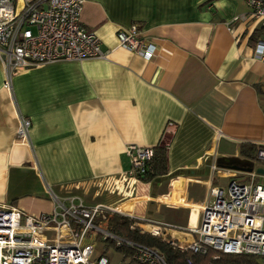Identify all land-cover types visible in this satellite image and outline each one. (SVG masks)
Segmentation results:
<instances>
[{
  "label": "crops",
  "instance_id": "crops-1",
  "mask_svg": "<svg viewBox=\"0 0 264 264\" xmlns=\"http://www.w3.org/2000/svg\"><path fill=\"white\" fill-rule=\"evenodd\" d=\"M248 12L245 0H83L80 22L104 58L30 66L11 91L0 63V205L49 211V186L196 226L210 187L247 179L233 167H249L239 145L264 147V60L252 36L260 25ZM132 24L155 44L150 59L118 45L117 30ZM19 114L31 122L27 142L15 137ZM162 140L167 172L130 177L125 146Z\"/></svg>",
  "mask_w": 264,
  "mask_h": 264
},
{
  "label": "built area",
  "instance_id": "built-area-1",
  "mask_svg": "<svg viewBox=\"0 0 264 264\" xmlns=\"http://www.w3.org/2000/svg\"><path fill=\"white\" fill-rule=\"evenodd\" d=\"M245 1L248 16L264 27V0ZM82 3L0 0L3 88L11 91L15 73L33 65L105 57L99 38L80 22ZM116 38L119 46L145 59L155 55V44L141 39L135 24L117 30ZM254 55L264 60V41L255 44ZM30 125V119L19 114L15 137L27 142ZM168 130L167 126L164 134ZM163 140L161 144L166 145ZM125 153L130 161L127 174L140 180L153 148L129 143ZM257 159L264 161V148L258 150ZM247 176L245 180L233 178L226 186L210 187L209 196L200 204L199 223L186 227L133 216L103 203L87 204L78 195L59 196L47 186L54 204L49 211L32 214L0 205V264H109L105 249L97 248L99 243L129 249L128 255L137 264H170L157 250L116 233L108 224L115 213L133 219L131 227L166 240L180 252L204 254L211 248L218 253L252 254L264 264V183L256 182L264 175L253 170ZM178 233L191 238H178ZM218 257L213 256L215 260Z\"/></svg>",
  "mask_w": 264,
  "mask_h": 264
},
{
  "label": "trees",
  "instance_id": "trees-1",
  "mask_svg": "<svg viewBox=\"0 0 264 264\" xmlns=\"http://www.w3.org/2000/svg\"><path fill=\"white\" fill-rule=\"evenodd\" d=\"M252 36L254 41H264V27L259 26L254 30ZM152 148L153 155L147 162L145 174L140 177V180L143 182H149L167 172L166 145L156 144ZM261 148L264 147L252 143H241L239 145V154L248 160L258 161L257 152ZM133 222L134 220L129 217L115 213L109 218L108 224L116 233L128 240L157 250L170 264H208L212 261H217L221 264H260L258 257L252 254L218 253V251L211 248L204 254L180 252L166 240L149 232H141L138 228L131 227ZM116 250L122 253L123 257H126L130 253V250L125 247L116 248ZM215 254L219 255L217 260L213 258Z\"/></svg>",
  "mask_w": 264,
  "mask_h": 264
},
{
  "label": "rangeland",
  "instance_id": "rangeland-1",
  "mask_svg": "<svg viewBox=\"0 0 264 264\" xmlns=\"http://www.w3.org/2000/svg\"><path fill=\"white\" fill-rule=\"evenodd\" d=\"M241 160V165H247L249 167H252L255 169L257 166L261 165L264 166V161H253V160H246V159H240ZM238 163V162H235ZM256 182L258 183H264V176H258L256 179ZM133 216H139L151 220H155V218L152 216H147L144 214L140 213H131ZM155 221H160V220H155ZM98 250L104 248L105 249V255L109 259V264H136L134 261L131 260V257L127 255L126 257H123V254L120 253L119 251L114 248L112 244H102L99 243L97 246Z\"/></svg>",
  "mask_w": 264,
  "mask_h": 264
},
{
  "label": "water",
  "instance_id": "water-1",
  "mask_svg": "<svg viewBox=\"0 0 264 264\" xmlns=\"http://www.w3.org/2000/svg\"><path fill=\"white\" fill-rule=\"evenodd\" d=\"M233 167L238 168V169H243L247 172H251V171L255 170L256 173L264 175V168H262V167H256L255 169H253L252 167H247V168H240L238 166H233Z\"/></svg>",
  "mask_w": 264,
  "mask_h": 264
},
{
  "label": "bare ground",
  "instance_id": "bare-ground-1",
  "mask_svg": "<svg viewBox=\"0 0 264 264\" xmlns=\"http://www.w3.org/2000/svg\"><path fill=\"white\" fill-rule=\"evenodd\" d=\"M258 161H259V160H258ZM260 175H261V174H260ZM147 228H149V229H151V230H155V228H152V227H150V226H149V227H147Z\"/></svg>",
  "mask_w": 264,
  "mask_h": 264
}]
</instances>
